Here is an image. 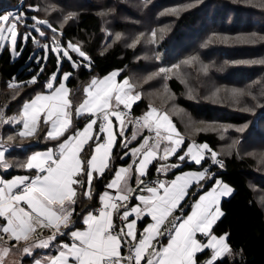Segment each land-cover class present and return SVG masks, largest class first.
I'll use <instances>...</instances> for the list:
<instances>
[{"label":"snow or ice","instance_id":"1","mask_svg":"<svg viewBox=\"0 0 264 264\" xmlns=\"http://www.w3.org/2000/svg\"><path fill=\"white\" fill-rule=\"evenodd\" d=\"M29 11L38 12L40 8L29 5L27 11L0 14V51L10 50L11 56L18 58L24 51L21 45L29 42L40 50L28 57L36 62L39 71L27 82L13 77L8 87L18 90L36 85L53 56L55 69L42 85L47 94L38 93L23 103L17 116H7L8 106L0 108V124L22 125L18 136L24 138L35 136L43 124L45 138L57 143L19 165L31 175L11 180L0 176V264H7L6 258L14 252L30 256L36 248H56L57 254L35 260L34 264H198L199 256L206 251L211 255L204 264H223L225 254H232L229 234L217 236L213 226L225 214L221 198L230 196L233 189L215 180V186L200 195L191 213L184 217L182 201L190 194L189 189L193 185L202 188L201 182L214 179L216 174L205 167L177 175L170 182L147 179L154 163H159L155 169L159 173L179 168L185 162L203 167L210 160L223 167L217 153L206 143H192L185 150L184 139L167 114L151 105L142 115L134 116L133 105L140 94L129 79L118 81L116 71L93 78L83 89L82 101L74 105L67 87L73 72H63V65L68 63L74 70L90 69L91 58L80 46L63 42V22L57 35L56 26L47 19L29 16ZM72 18L69 14L65 20ZM152 35L155 37V32ZM73 53L80 59H75ZM196 59L184 63L191 64ZM202 70L207 72L208 66ZM80 118L85 120L82 128L74 123ZM14 139L9 135L7 142ZM134 142L136 146H132ZM117 146L124 150L120 160L131 159L127 166L113 167V150ZM0 148L4 145L0 144ZM172 157L178 163H167ZM261 159L264 162V157ZM0 167L5 171L13 167L5 151H0ZM106 173L112 177L99 194L100 207L95 212L78 213V198L82 195L92 200L94 181ZM74 217H80L82 229L75 227ZM146 217L151 223L139 231L137 224ZM198 234L203 239H198Z\"/></svg>","mask_w":264,"mask_h":264},{"label":"rangeland","instance_id":"2","mask_svg":"<svg viewBox=\"0 0 264 264\" xmlns=\"http://www.w3.org/2000/svg\"><path fill=\"white\" fill-rule=\"evenodd\" d=\"M70 1L72 0H36V5L41 11L46 12L49 9L50 13H53V19L59 21L60 24L63 22L64 25L70 22V19L65 20L69 14L78 16L84 10L96 11L105 20L104 29L109 32V36H105L106 38L102 41L101 45H104L101 48L102 51L118 41L124 47L135 48V63L128 69L126 75L123 76V71L120 69L112 70L101 77L92 75L84 84L83 89L93 78H103L116 71L119 73L116 78L118 81L129 79L130 83L135 86V92L140 94L139 100L146 99L148 107L144 112L148 111L151 105L158 109L159 113L167 114L176 132L188 138L189 144L206 143L212 151L217 153V158L218 151L221 156L235 152L234 154L238 153L240 158L251 157L256 163L255 171L264 174V162L261 159L264 157V143L250 140L255 136L258 141H264V136H259V130H264L262 120L264 118V63H251V61H264V39H261L264 38V0L219 2L218 13L226 7L223 17L231 13L233 17L237 16V20L242 19L238 23L240 26L245 25L246 19L251 21V24L242 30L233 31L232 28L225 31V24L215 26L210 16L205 15L202 19H207L209 22L197 26L196 33L192 27L181 26L180 17L182 13L196 10L200 8L199 4L202 5L203 2L207 3L209 0H74L87 2L85 5L76 7L69 5ZM22 5L25 6L23 0L18 5L20 9ZM203 11L204 8L199 10L197 22ZM212 11H209L210 14ZM247 13H249L248 18ZM153 32H155V37L152 35ZM117 35L119 39L116 38ZM200 35H203V38L196 39V37L200 38ZM71 43L80 46L77 42ZM133 44H135L134 47L131 46ZM219 45L232 47L221 50ZM81 49L88 55L82 47ZM38 50L37 48L36 52ZM221 51L224 57L215 58V54ZM72 55L74 57L77 54ZM193 57L197 58L193 63H184ZM177 65L179 68L174 67ZM203 66H208L207 72L202 70ZM161 68L171 69V71L162 73L159 71ZM229 69L233 72V77L240 78L241 81L231 82L230 79L223 77L222 72ZM245 74L250 75L245 76ZM173 78L177 79L183 87L180 94H175L171 90L169 84ZM179 98L197 104L209 103L211 106H216L217 109L213 112L218 116L231 115L232 112L236 114L242 112L241 115L239 114L242 116L247 112L250 114L251 124L249 127L244 124L246 116L242 117L244 121L240 123L241 125L230 126L226 122H219L220 119L217 117L214 120L209 119L212 122L208 119V122L203 121L202 118L193 116L183 108L178 102ZM27 99L23 98L22 102H26ZM221 107L228 110L221 109ZM18 114L19 111H16L7 116L13 117ZM134 116L140 115L135 114ZM77 122L78 119L74 120L76 126ZM200 132L217 135L220 141L218 148H212L207 142H198L196 137ZM0 176L10 180L3 172H0ZM222 183L227 184L223 181ZM258 193L256 198L260 206L264 208V194ZM8 262L18 264L19 259L13 253L8 256Z\"/></svg>","mask_w":264,"mask_h":264},{"label":"trees","instance_id":"3","mask_svg":"<svg viewBox=\"0 0 264 264\" xmlns=\"http://www.w3.org/2000/svg\"><path fill=\"white\" fill-rule=\"evenodd\" d=\"M20 1L21 0H0V14L3 12H9L14 8L19 9V11H27L29 5H36V0H23L25 6L20 9V6H18ZM219 2L223 3L226 1L213 0L210 2L209 0L207 3L203 2L202 5L199 4L200 8L196 10L193 9L182 13V16L180 17L181 26L192 27L196 33L198 30L197 26H202L209 22L207 19H202L205 15L210 16V19L215 26L225 24V31L232 28L234 29L233 31L242 30L251 24V21L246 19L245 25L240 26L238 23L241 22L242 19L239 18L237 20V16L233 17L231 13H229L226 17H223L226 7H223L221 12L218 13V8L220 6ZM85 4H87V2H77L74 0L69 2V5L74 7ZM203 8L204 11L202 16L197 22L199 10H202ZM210 10H213L212 14H210ZM52 14L53 13H50L49 9H47L46 12L45 10L41 11V9L38 12H28L29 16L38 15L41 19L49 20L57 27V35H59L61 31L59 28L60 22L53 19ZM74 16L75 20L74 18L70 19V22H68L67 25H64L62 29L63 42L65 44L67 42H77L91 58L90 69L82 67L78 70H74L68 63H64L62 68L63 72H73V76L71 77L68 86L71 89V99L73 104L77 105L83 98V86L92 75L101 77L115 69L122 70V75H126L128 69L133 67L135 63V48L124 47L118 41L114 42L112 46H108L106 50L102 51L101 48L104 47V45H101L102 41L106 38L105 36H109L107 29H104L105 20L103 17L96 11L92 10H84L78 16ZM246 16L248 18L249 13H247ZM115 27L117 28V26ZM21 31H23V29H21ZM50 35L51 33H49V36ZM202 38L203 35H200V38L196 37L198 40ZM21 46L24 47V51L18 58H13L10 50L0 51V108L8 106L6 109L7 114H12L18 111L23 98L31 97L38 91L46 90L42 85L54 71L56 65L55 57L53 56L49 59L44 73L39 76L38 83L36 85L26 86L18 90L10 89L8 87V83L12 81L13 77H15L18 82H27L39 71V66L36 62L28 59L29 55L37 50V47L31 42H29L26 46ZM218 47L222 48L221 50H226L232 46L219 45ZM39 51L40 50L37 52ZM206 53L209 55L208 52ZM215 56V58H223L224 53L221 51L220 53L215 54ZM74 58L79 59L77 55H74ZM222 74L223 77L230 79L231 82L241 81L240 78L236 79L233 77L231 69L222 72ZM249 75L250 74H245V76ZM169 85L175 94H180L182 92L183 87L177 79H171ZM178 102L193 116L202 118V120L206 122H208L209 119L214 120V118L217 117V119H220L219 122H226L230 126L241 125L240 123L244 121H242V117L246 116L244 124H246L247 127L251 124V117H249L250 114L247 112H245V115L242 116H239L242 112L238 114L230 112L231 115L218 116L213 112V110L217 109V107L211 106L209 103L197 104L196 102L182 98H179ZM147 107L148 103L146 99H141L133 105L132 110L135 114L140 115ZM221 109L228 110L224 107H221ZM175 120L177 121L176 118ZM212 120L209 122H212ZM262 120L264 121V118ZM84 123V118L78 119L77 127H81ZM2 130L3 134H1V138L3 141H6H4V143L11 145V147L13 146V149L10 150L6 156V159H8L15 149L18 150V147H15L14 144L18 140V132L20 129L18 125H8ZM259 132V136L263 137L264 130L261 129ZM9 135L15 137L12 143L7 142V137ZM196 139L198 142H207L214 149H217L220 144L219 138L214 133L200 132ZM250 140L256 143H264V141H258L255 136L250 138ZM37 141H39V139L33 142ZM123 151L124 150L118 146L114 148V159L112 161L114 168L127 164L130 161V158H125L124 160L119 159V156ZM218 152V159H223L225 165L219 170L217 167L212 165L211 170L217 174V177L229 183L234 188L233 194L229 198L223 199L221 207L225 214L219 221H217L213 228V231L217 234H229L228 241L232 249V254L224 257L223 264H264V208L260 206L261 204L256 198L258 192H262L264 194V174H259L255 171L254 167L256 163L251 157L240 158L239 155H237L238 153L234 154L235 152L230 155L221 156L220 151ZM207 164H210V160L205 162L203 167L195 165L194 163H187L185 166L204 168ZM153 172V169H151L150 173ZM111 177V173H106L104 178L94 181V198L91 201L95 202L96 207L98 205V201L96 199ZM212 181L213 179L209 180V184H207L206 187H209L213 183ZM254 186L256 188H254ZM79 201L80 202L76 208H79L82 203L85 204L88 200L81 195L79 197ZM83 208V205H81L79 210L81 214L85 213V209ZM206 254L207 251L199 256V264H201L200 262Z\"/></svg>","mask_w":264,"mask_h":264},{"label":"crops","instance_id":"4","mask_svg":"<svg viewBox=\"0 0 264 264\" xmlns=\"http://www.w3.org/2000/svg\"><path fill=\"white\" fill-rule=\"evenodd\" d=\"M67 87L70 89L68 84H67ZM38 93L47 94V90H41V91H38V92L34 93L31 97H28L26 102H28L31 99H33L35 97V95H37ZM23 103H25V102H21V104H20V107H19V110H18L19 113H20V111L22 109ZM142 114H140V115H142ZM8 125H10V124H7V125L0 124V139H1L0 144L4 145V148H0V151H5V158H6L7 154L9 153L10 149L7 150V146H9V145L4 143L5 140L4 141L2 140L1 134H3V130L2 129L4 127H7ZM18 126H19V129L21 130L22 125H18ZM45 129H46V126L41 124V127H40V129L38 130V132H37V134L35 136L30 137V138H24V137L20 138V137H18V140L14 144L15 147H18V150L15 149L13 151V153L10 155V157L7 159L9 162H11L13 164V167L11 169H8L7 171L3 170V168L0 167V172L1 173L3 172L6 178H10V180H11V179L15 178L14 176H16L17 174H18L17 176H24V175H19L21 173L26 174V175H31L32 173H30L28 170H26L24 168H21L19 165L24 163L31 155H33L35 153H38V152H44V151H46L48 149H52V148H54L56 146L57 142L51 141V140H48V139L45 138ZM179 136L183 137L185 146L189 145V143H188L189 139L188 138H186L185 136H182V135H179ZM38 139H39V141L33 142V141H36ZM132 146H136L135 142H134V144ZM86 151L90 152L91 149H89V150L86 149ZM130 163H131V159H130V161L127 164H123V166H127ZM160 163H164V162H160ZM167 163H169V164L178 163V161L176 160L175 157H172V158H170V160ZM187 163H192V162H185V163L181 164V166L179 168H171L167 173H159V172H157L155 169H156V167H159V163H154V166H150V170L153 169L154 172L151 173L150 176L147 179H148V181H157V180H159V181H164V182H170V181L174 180L177 175H181V174L188 173V172L201 171L200 169H203V168H193V167H190V166H185ZM120 166H122V165H120ZM212 173H215V172H212ZM218 178L219 177H217L215 175V177H214V179L212 181L213 183L209 187H206V185L209 184L208 183L209 180H205V181L201 182L203 184L202 188L193 185V187L189 189L190 194L185 197L184 201H182L183 216L184 217H186L187 215H189L191 213L192 205L199 199V196L203 195V194H206L207 191L211 190V188L213 186H215V180H217ZM223 182H225V181H223ZM132 184H133V186H135V182L134 181L132 182ZM227 184H229V183H227ZM232 189H233V192H234V188L233 187H232ZM105 190H106V188L104 186L103 189L101 190L100 194H102ZM109 191H111V190H109ZM223 199L224 198L222 197L220 206H222ZM96 200L98 201L97 207L95 206V202L91 201V200H88L85 204H83V203L81 204L84 207L83 209H85L84 210L85 211L84 214H86L89 211L95 212V210L100 207L99 196H98V198ZM79 202L80 201H79V198H78L77 205L79 204ZM133 203H136V201H133ZM80 206H79V208H76L78 213H80L79 212ZM221 209H222V207H221ZM74 219L77 220V223L75 224V227L79 228V229H82L84 227V225L80 222L79 217H74ZM171 220H172V217H169V221H171ZM149 223H151L150 217H146L143 220L139 221L138 224H137L138 230L142 231L143 228L146 227ZM214 226H213V228H214ZM165 227H168V225L166 224ZM214 234H216L217 236L224 235V234H217L215 232H214ZM44 235H47V232H45ZM197 238L198 239H203V237H201L199 234H198ZM64 240L67 241L68 237H65ZM163 242L164 243L167 242L166 238H163ZM228 243H229V241H228ZM23 246H24L23 243L21 245H19V247L21 249L23 248ZM14 253L17 255V258L19 259V263L18 264H34L35 260H43L46 256H51V255L57 254L56 253V248H52V249L36 248V249L33 250V253L30 256L29 255H24L22 252H19V253L14 252ZM210 255H211V253L209 251H207L206 256L202 259V261L200 263L204 264V261L209 259ZM226 255L227 254H225V256ZM6 260H7V264H11L10 262H8V257L6 258ZM15 264H17V263H15Z\"/></svg>","mask_w":264,"mask_h":264},{"label":"built area","instance_id":"5","mask_svg":"<svg viewBox=\"0 0 264 264\" xmlns=\"http://www.w3.org/2000/svg\"><path fill=\"white\" fill-rule=\"evenodd\" d=\"M14 11H19V9H17V8L11 9V12H14ZM132 114L135 115L133 110H132ZM0 142H1V139H0ZM9 149L11 150V146H7V150H9ZM219 160H221L223 162V167H224V165H225L224 160L223 159H219ZM212 165L213 164H211V161H210V164H207L205 167L210 168V171L212 172V170H211ZM214 166L217 167L218 170L223 168V167H220L219 165H214Z\"/></svg>","mask_w":264,"mask_h":264},{"label":"clouds","instance_id":"6","mask_svg":"<svg viewBox=\"0 0 264 264\" xmlns=\"http://www.w3.org/2000/svg\"><path fill=\"white\" fill-rule=\"evenodd\" d=\"M9 146H11V145H9Z\"/></svg>","mask_w":264,"mask_h":264},{"label":"water","instance_id":"7","mask_svg":"<svg viewBox=\"0 0 264 264\" xmlns=\"http://www.w3.org/2000/svg\"><path fill=\"white\" fill-rule=\"evenodd\" d=\"M216 176H217V174H216Z\"/></svg>","mask_w":264,"mask_h":264}]
</instances>
